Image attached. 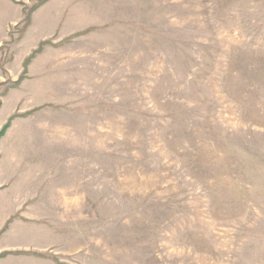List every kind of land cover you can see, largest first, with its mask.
Returning a JSON list of instances; mask_svg holds the SVG:
<instances>
[{"label": "rangeland", "instance_id": "374dc122", "mask_svg": "<svg viewBox=\"0 0 264 264\" xmlns=\"http://www.w3.org/2000/svg\"><path fill=\"white\" fill-rule=\"evenodd\" d=\"M0 264H264V0H0Z\"/></svg>", "mask_w": 264, "mask_h": 264}]
</instances>
